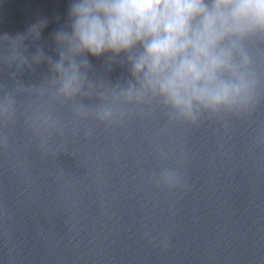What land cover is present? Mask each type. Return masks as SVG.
<instances>
[{
  "label": "water",
  "instance_id": "water-1",
  "mask_svg": "<svg viewBox=\"0 0 264 264\" xmlns=\"http://www.w3.org/2000/svg\"><path fill=\"white\" fill-rule=\"evenodd\" d=\"M71 3L0 0V95L11 92L18 108L14 124H0L10 134L0 150V264H264V87L249 111L194 125L150 106L110 125L74 120L38 88L51 76L46 63L9 67L8 59L24 45L29 58L42 47L58 59L53 33L67 26ZM41 19L48 24L35 40L27 33ZM88 59L93 78H130L127 66ZM257 70L264 77V61ZM37 109L65 126L46 150L30 126ZM162 166L178 169L187 190L150 183Z\"/></svg>",
  "mask_w": 264,
  "mask_h": 264
},
{
  "label": "clouds",
  "instance_id": "clouds-1",
  "mask_svg": "<svg viewBox=\"0 0 264 264\" xmlns=\"http://www.w3.org/2000/svg\"><path fill=\"white\" fill-rule=\"evenodd\" d=\"M47 24L38 20L27 34L39 40ZM53 40L58 59L42 47L29 58L24 45L22 52L10 53L9 67L17 59L20 68L46 63L51 76L38 88L66 104L77 121L110 125L150 106L171 122L194 125L205 115L249 111L264 87L257 70L264 61V0H72L68 24L53 33ZM89 56L104 57L109 69L115 63L127 66L130 78L111 85L91 77ZM85 98L98 102L85 104ZM17 111L15 95H0V124H14ZM29 120L41 150L49 138L65 134L52 111L37 109ZM9 140V133L0 134V150L9 148ZM258 143L264 146V137ZM157 154L168 158L163 147ZM149 182L169 191L187 190L180 171L167 166ZM169 239L160 241L162 248Z\"/></svg>",
  "mask_w": 264,
  "mask_h": 264
}]
</instances>
